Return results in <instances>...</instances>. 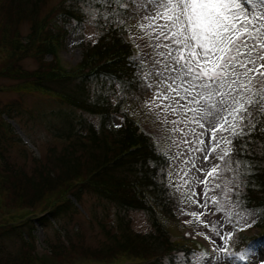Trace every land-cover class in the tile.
<instances>
[{
	"label": "trees",
	"instance_id": "obj_1",
	"mask_svg": "<svg viewBox=\"0 0 264 264\" xmlns=\"http://www.w3.org/2000/svg\"><path fill=\"white\" fill-rule=\"evenodd\" d=\"M48 2L0 3V78L15 82L5 90L47 94L65 105L58 110L63 114L65 131L53 132L65 141L60 149L52 146L43 157L34 160L29 172L11 163L7 156L5 159L0 150V260L11 258L16 264H74L76 255L103 264H118L121 259L160 264L165 257L179 252L200 250L194 243L172 239L165 230L164 220L177 218L178 205L177 195L166 183L169 162L157 154L131 117L121 111L125 99L142 98H135L143 89L134 75L135 67L130 61L134 49L123 39V29L140 13L134 4L144 0H61L43 13ZM89 8L104 12L100 17L103 33L93 43L85 39L81 62L65 71L57 62L55 49L62 47L68 35L65 26L81 29L86 23ZM24 23L28 24L25 36L20 33ZM48 55L52 56L50 60ZM26 59L37 67L25 69L22 63ZM13 104L8 111H0V116L15 115ZM94 117L99 119L98 127ZM113 117L121 119L115 130L106 127ZM74 123L80 128L72 132ZM81 131L86 135L79 134ZM253 135L258 138L252 140L241 158L239 179L243 183L238 191L239 199L244 201L242 207L256 210L254 227L264 230V134ZM249 152L253 154L250 157ZM82 195L94 197L102 208H113L115 232L101 224L105 234L112 236L108 244L92 251V256H84L75 251L72 240L67 236L62 240L58 235L57 243L52 242L42 257L37 256V225L48 227L75 213L76 207L67 196L81 205ZM23 210L47 214L35 218L37 214L30 212L20 214ZM137 211L146 212L150 225L146 233L131 227L130 213ZM238 239L245 244H238L236 251L253 244L257 249L264 248V233L248 240ZM7 241L18 244L21 251L11 254ZM257 241L261 243L256 244Z\"/></svg>",
	"mask_w": 264,
	"mask_h": 264
},
{
	"label": "snow or ice",
	"instance_id": "obj_2",
	"mask_svg": "<svg viewBox=\"0 0 264 264\" xmlns=\"http://www.w3.org/2000/svg\"><path fill=\"white\" fill-rule=\"evenodd\" d=\"M134 7L142 12L139 39L147 38V46L156 54L154 64L163 62V69L155 72L159 79L146 106L165 114L164 122L174 126L171 131L181 134L173 144L186 146L177 158L186 152L182 164H191L200 173L192 181L183 180L184 186L191 185L184 203L204 211H181L223 242L218 245L210 235L197 231V236L214 245V257L193 249L165 257L160 264H251L256 245L231 250L234 233H224V226L244 231L257 222L256 210L242 207L238 190L245 149L258 138L254 133L264 134V0H144ZM167 115L176 118L168 121ZM192 153L202 156L201 166ZM181 170L184 177L191 171ZM226 173H232V178ZM196 185L203 186L200 192ZM217 213L222 220L201 219Z\"/></svg>",
	"mask_w": 264,
	"mask_h": 264
},
{
	"label": "rangeland",
	"instance_id": "obj_3",
	"mask_svg": "<svg viewBox=\"0 0 264 264\" xmlns=\"http://www.w3.org/2000/svg\"><path fill=\"white\" fill-rule=\"evenodd\" d=\"M3 1L5 0H0V3H2ZM60 1L61 0H49L43 13L53 8ZM86 12L87 13L85 19L87 21L84 25H82L81 29H70L69 34L64 41L62 49H59L58 47L55 49L57 51L60 50V52L62 50L60 57L62 60L63 56L64 60H62L61 63L66 69L73 68L80 62L82 57L83 43L85 42V39L93 43L97 39H99L101 37L100 35L103 33L101 30V28L103 27V21L100 17L104 15V12L99 10V8H89ZM105 14L107 15L106 11ZM141 15L142 12L138 14V17L135 20V22H137L138 24L140 23ZM20 33L24 36L27 35V23H24V25L21 27ZM141 35L142 33L139 31L137 25L134 27H129L128 36L130 38L140 37ZM145 40L148 44L147 38H145ZM160 51L166 50L161 48ZM155 55L156 54L154 50L149 47V51L145 56L138 55L135 58H131V61L136 62L134 75L137 80L141 82L140 86L142 87L143 92L137 93L135 95V98L142 97L138 98L141 100V102L135 105L132 104L128 106L127 109L132 115L135 116L136 119L141 118L142 114L146 115L152 122H154L150 123L151 126L161 128L164 131L165 136L167 137L165 146L163 147V152H165L170 157L172 162L168 170V182L170 186L175 189L176 195L179 200V202L177 200L178 205L176 209V216L179 219L175 222H169L168 227L170 226V233L173 236L178 237L181 236L180 232L185 226H191L194 229L195 233L197 231L204 232L210 235L212 237V240H214L216 244H222L223 242L218 236L211 234L208 229L199 226L194 218L190 217L189 215L183 214L181 211V209H183V212L189 213L192 211H204L203 209H200L195 205L184 203L187 195L190 194L189 188L191 187V185L184 186L183 180L186 179L192 181L195 176H200V173L197 172L195 168H192L191 164H182V161L188 158L186 152L185 155L177 158V152L185 151L186 146L182 143L179 145V147L173 144V139L181 138V134L179 132L173 133L171 131L174 126L171 123L164 122L165 114L155 106L151 108L146 106V102L152 99L159 79L155 72L157 68L163 69V62H161V64L158 66L154 64L153 59ZM51 58V55L47 56V60H50ZM22 65L29 71L34 70L37 67L36 63L31 59L23 61ZM146 73H148L147 76L145 75ZM12 84H15V82L0 78V89ZM46 96L47 94H43L42 96L36 93H17L0 90V111H8L10 105L13 103L14 104L12 107L16 110L14 113L15 115L12 116H9L7 113H1V119L3 123L9 124L12 127V132L10 133L5 129V127H2L0 125V150L2 151V155L5 159L7 156L11 163H14L18 167L23 168L26 172H29L32 169L34 160H38L40 157H43L45 155L48 148L56 146V149H60L62 146V144L59 142L61 140H56L55 134H53V132L57 133L58 131H65V128L62 124L63 114L58 112L59 109H64L65 105L58 100L47 98ZM121 96L122 94L120 95V97ZM16 103H20L21 106L18 107ZM134 111L135 113H133ZM157 113H159V115ZM86 116L88 119L90 118L88 115ZM166 118L168 121H171L176 117L167 115ZM93 122L97 125V127L99 126L98 118L94 117ZM120 122V117H113L109 124L106 123V127L112 130L118 129L120 127ZM117 125H119V127H117ZM182 126L183 125H181V127ZM79 128L80 126L74 123L72 132L77 131ZM197 131L201 130L197 129ZM79 134L86 135L84 131L79 132ZM2 135H5L8 139H5V137L3 138ZM191 138L192 137H189V139ZM192 156L195 159L197 166H201L203 163L202 156L198 153H192ZM203 166L208 167L209 165ZM182 168L185 171L191 169L187 177L183 176V172L181 170ZM225 175L229 179H231L233 174L226 173ZM202 187V185H196V191L200 192ZM177 188H180L179 192L176 190ZM82 198L83 200L80 205L81 207L77 205L74 199L71 201V203L76 207L74 210L75 213H73L72 215L59 218L52 222L48 227H40L37 225V229L35 231L37 242L36 253L41 254L42 252L47 251V249L50 248V244L52 242L57 243V239L59 238V236L61 238L67 236L74 242L73 244H75V251H78L84 256H92L90 255V253L92 254V251L100 249L104 246V244L105 246L108 244L109 238H111L112 236H110L111 234H105V232L102 230L101 224L103 223L107 228H110L111 233L115 232L116 220L113 208L111 206H109V209L102 208V204L97 203L96 199L91 196L82 195ZM209 211H211V208L209 209ZM28 212H30L32 215L40 213L39 210H30L27 212L23 210L22 212H20V214ZM130 216L132 222L131 227L136 232L146 233L149 231L150 225L147 220L146 212L137 211L130 213ZM201 219L215 221L222 220L223 217L220 213H217L216 215H205ZM189 220H191L192 223L186 224L185 221ZM245 231H247L246 237L250 235L255 236L259 232L256 229L249 228H247ZM227 232L234 233L233 238L229 241V247L231 248V250L236 251V248H238V244H245L243 241L235 238L236 233H239V231H235L232 225L225 223L224 233ZM208 243L212 250L214 245L210 241H208ZM6 244H8V251L11 254H17L19 250L21 251L18 244H13L9 241H7ZM214 256L215 253L212 252V255L210 257ZM83 261L84 260L75 255L73 263L82 264ZM84 262L87 263V261ZM7 263L16 264V261H12L11 258L0 260V264ZM225 264H227V262H225ZM251 264H264V248L257 249V256L252 260Z\"/></svg>",
	"mask_w": 264,
	"mask_h": 264
}]
</instances>
